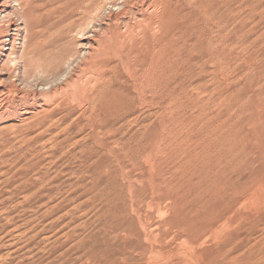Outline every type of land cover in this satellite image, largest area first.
Wrapping results in <instances>:
<instances>
[{
    "label": "rangeland",
    "instance_id": "374dc122",
    "mask_svg": "<svg viewBox=\"0 0 264 264\" xmlns=\"http://www.w3.org/2000/svg\"><path fill=\"white\" fill-rule=\"evenodd\" d=\"M20 1L0 264H264V0Z\"/></svg>",
    "mask_w": 264,
    "mask_h": 264
},
{
    "label": "bare ground",
    "instance_id": "6f19581e",
    "mask_svg": "<svg viewBox=\"0 0 264 264\" xmlns=\"http://www.w3.org/2000/svg\"><path fill=\"white\" fill-rule=\"evenodd\" d=\"M218 1V0H217ZM220 2H219V4L216 2V4H217V8L218 9H221L222 10V5L224 6V4L222 3V0H219ZM21 1L20 0H2L1 2H0V13H3L4 12V9L6 8V7H13V11H10L9 13H12L10 16V18H9V20L7 21V22H4V26H6L4 29L2 28V26H3V22H0V27L3 29V32L1 31L0 32V48H4V46L7 44V42L9 41V48H8V51L9 52H11V53H15V51L16 50H14V48H17L16 47V45L17 44H19L17 41L19 40V37L21 36V32L24 30V32L26 31L25 30V28L23 29L22 28V26L24 25V19H23V15H22V7H21V3H20ZM111 2V1H110ZM128 2V1H127ZM162 4V3H161ZM167 4H173L172 3V0H171V2L170 1H168L167 2ZM203 4V3H202ZM201 4V5H202ZM216 4H215V6H216ZM181 6V5H180ZM214 6V5H213ZM122 7H124V8H126L125 7V5L124 6H122ZM163 7V6H162ZM182 7V6H181ZM127 11V10H126ZM203 11V10H202ZM205 11V10H204ZM5 12H6V10H5ZM120 13V12H119ZM122 13H124V12H122ZM7 14V13H6ZM6 14H4V15H6ZM110 14V13H109ZM3 16V15H2ZM120 16V15H119ZM1 17V16H0ZM5 17V16H4ZM7 17H8V15H7ZM131 17V16H130ZM1 21H3V18H2V20ZM6 21V20H5ZM143 22V21H142ZM140 23V22H139ZM137 24V25H139L140 26V24ZM156 23V22H155ZM136 25V26H137ZM142 25V24H141ZM3 26V27H4ZM112 26H114V25H112ZM139 26H137V28H140ZM143 26V25H142ZM146 26V25H145ZM144 27V26H143ZM142 27V28H143ZM142 28H140V30L142 29ZM131 30V29H130ZM139 30V31H140ZM129 31V30H128ZM139 31L137 30V33H139ZM93 32H94V30H93ZM131 32V31H130ZM133 33V32H132ZM132 33H131V35H132ZM142 33H143V31H142ZM142 33L140 34V35H142ZM128 34H129V32H128ZM127 34V35H128ZM134 34H135V31H134ZM91 35V34H90ZM137 35H139V34H137ZM8 37H10L9 39H8ZM128 37V36H127ZM134 37V36H133ZM145 37V36H144ZM129 38H130V34H129ZM149 38V37H148ZM147 38V39H148ZM21 39H23V38H21ZM25 39V38H24ZM122 39V38H121ZM26 40V39H25ZM126 40V39H125ZM128 40H130V39H128ZM142 40H143V38H142ZM154 41V40H153ZM156 42V41H155ZM22 43V42H21ZM160 43V42H159ZM24 42L20 45L21 47H23L24 45ZM131 44H133V43H131ZM143 44V43H142ZM141 43H140V46L142 45ZM55 45V44H54ZM159 47H160V45H159ZM56 48V47H55ZM143 48V47H142ZM154 48V47H153ZM138 49H139V47H138ZM155 49V48H154ZM142 50V49H141ZM155 51V50H154ZM158 51V50H157ZM129 53V52H128ZM16 54V53H15ZM14 54V55H15ZM159 54V53H158ZM154 55V54H153ZM51 56V55H50ZM156 56V55H155ZM158 57V56H157ZM129 58V57H128ZM135 59V58H134ZM133 59V60H134ZM153 59V58H152ZM129 63V62H128ZM150 64H151V62H150ZM104 66V65H103ZM111 67V66H110ZM130 68V67H129ZM104 69V68H103ZM116 70V69H115ZM99 72V71H98ZM97 72V73H98ZM102 72V71H101ZM112 72H113V70H112ZM150 72V71H149ZM100 73V72H99ZM127 73V72H126ZM114 74V73H113ZM150 75V74H149ZM147 76V75H146ZM142 80V79H141ZM100 84V83H99ZM98 85V84H97ZM55 92V91H54ZM155 92V91H154ZM153 92V93H154ZM159 92V91H158ZM52 93V92H51ZM147 93V92H146ZM145 93V94H146ZM144 94V95H145ZM87 95V94H86ZM96 95V94H95ZM153 95V94H152ZM154 96V95H153ZM95 97V96H94ZM90 102H91V100H90ZM122 105V104H121ZM127 110V109H126ZM97 114V113H96ZM92 115V114H91ZM112 117V116H111ZM97 118V117H96ZM66 120V119H65ZM115 120H117V119H115ZM98 126V125H97ZM96 126V127H97ZM98 128V127H97ZM99 131V130H98ZM94 134V133H93ZM97 134H99V132L97 133ZM100 139V138H99ZM95 142V141H94ZM88 154V153H87ZM258 210V209H257ZM259 211V210H258ZM154 252V251H153ZM159 254V253H158Z\"/></svg>",
    "mask_w": 264,
    "mask_h": 264
}]
</instances>
